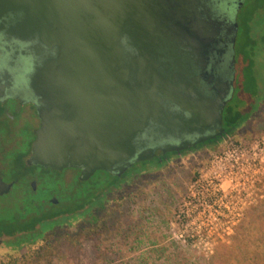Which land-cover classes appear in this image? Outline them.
Returning <instances> with one entry per match:
<instances>
[{
	"label": "water",
	"instance_id": "1",
	"mask_svg": "<svg viewBox=\"0 0 264 264\" xmlns=\"http://www.w3.org/2000/svg\"><path fill=\"white\" fill-rule=\"evenodd\" d=\"M151 0H0V98L32 97V161L121 177L137 163L221 135L222 106L185 109L138 85ZM18 19L5 25V19ZM218 105V106H217Z\"/></svg>",
	"mask_w": 264,
	"mask_h": 264
},
{
	"label": "flooded vegetation",
	"instance_id": "2",
	"mask_svg": "<svg viewBox=\"0 0 264 264\" xmlns=\"http://www.w3.org/2000/svg\"><path fill=\"white\" fill-rule=\"evenodd\" d=\"M254 8L253 0H151L152 11L142 22L151 32L140 42L143 60L138 85L176 91L185 109H207L225 102L221 135L181 151H157L155 157L142 162L152 171L176 174L179 169L187 170L186 180L191 182L212 155L240 136L238 129L227 130L225 117L228 114L232 120L240 108L250 40L264 47V11ZM257 18L261 23L256 24ZM17 21L12 16L5 19V25ZM7 85L0 83V88ZM21 89V99L0 98V250L4 251L23 249L29 240L82 211L77 210L82 203H88L83 205L86 209L92 192L102 186L100 176H110L97 171L86 178L77 167L57 169L32 161L41 121L32 97L24 95L23 100V83ZM137 164L119 179L133 181ZM95 176L100 179L93 183Z\"/></svg>",
	"mask_w": 264,
	"mask_h": 264
},
{
	"label": "rangeland",
	"instance_id": "3",
	"mask_svg": "<svg viewBox=\"0 0 264 264\" xmlns=\"http://www.w3.org/2000/svg\"><path fill=\"white\" fill-rule=\"evenodd\" d=\"M251 50L250 76L258 86L240 87L238 100L244 115L256 110L238 129L240 136L212 155L191 182L183 169L176 174L142 171L112 189L104 209L93 208L82 220L64 221L35 237L31 247L39 248L37 254L28 253L29 244L0 250V264L15 258L18 264H264V197L241 216L215 218L205 202L208 182L204 177L196 184L211 162H225L239 146L249 148L264 137V47L256 44ZM98 181L95 176L93 183ZM221 186L225 191L227 183ZM89 217L97 222H88ZM228 227L233 232H225Z\"/></svg>",
	"mask_w": 264,
	"mask_h": 264
},
{
	"label": "built area",
	"instance_id": "4",
	"mask_svg": "<svg viewBox=\"0 0 264 264\" xmlns=\"http://www.w3.org/2000/svg\"><path fill=\"white\" fill-rule=\"evenodd\" d=\"M221 161L222 158L211 162L196 184L204 177L208 182L210 192L205 196V202L213 210L212 216L235 218L264 197V137L249 148L239 146L232 151L229 160ZM221 183H227L225 191L221 190ZM224 231L230 233L233 228Z\"/></svg>",
	"mask_w": 264,
	"mask_h": 264
},
{
	"label": "trees",
	"instance_id": "5",
	"mask_svg": "<svg viewBox=\"0 0 264 264\" xmlns=\"http://www.w3.org/2000/svg\"><path fill=\"white\" fill-rule=\"evenodd\" d=\"M253 4L255 7L254 9H256L258 11L259 10L264 11V0H253ZM255 45H256L255 41L253 39H251L250 40V52H252L251 49ZM246 59H249V63H247L246 66L244 67V72L242 74V80H241V87H243L245 89V87L247 88L248 86H251V87L256 86L255 88H257L258 80L255 77L250 76V70H251V67H253L251 55H248ZM255 110L256 109L252 108V110L250 112H248L246 115H244L243 113H241L240 111L237 110V112L233 113L232 120H229V117L227 114V116L225 117V124H226L227 130L235 131V130L239 129L243 124L248 122L249 118L253 115ZM147 165H148L147 163H142V162L137 164L134 168L135 175L141 173L142 171L145 172V170H148L149 168L147 167ZM129 174H131V173H129ZM103 175L100 176V178H101L100 184H102L101 188L97 191L92 192L90 206H88L86 209H84L83 205L87 206L88 203L87 202L82 203L81 206L79 208H77V210H82V211L76 212L74 217H71L69 219H64V221H66V222L67 221H71V222L72 221H80L83 219V217L90 214V212L92 211L93 208L94 209L98 208L100 210L104 209L103 202L107 198V195L110 194V191L112 189L118 190L122 185L125 184V181H123V179H119L120 177H113L112 176L113 177L112 178V177H110L111 175L110 176H108L106 174H103ZM103 180H105L104 184H103ZM91 217H89L90 221L88 220V222L93 221L96 223L97 220H95L94 218H91ZM61 222H58V223L60 225L65 224L64 222H62V223ZM28 244L30 246V247L28 246L30 249L28 251V253L37 254L39 251V248H37V247L34 248V246L31 247V245H33V241L29 240ZM18 260H17V258L11 259V263L12 264H18Z\"/></svg>",
	"mask_w": 264,
	"mask_h": 264
}]
</instances>
